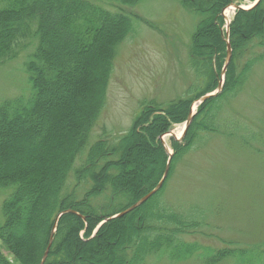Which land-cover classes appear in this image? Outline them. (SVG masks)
Here are the masks:
<instances>
[{"label": "trees", "instance_id": "obj_1", "mask_svg": "<svg viewBox=\"0 0 264 264\" xmlns=\"http://www.w3.org/2000/svg\"><path fill=\"white\" fill-rule=\"evenodd\" d=\"M142 1L0 0V64L35 41L23 64L28 91L0 100V264H40L52 233L44 264H147L151 257L264 264L261 247H213L191 238L207 226L203 208L185 213L164 198L176 164L206 135H236L224 111L264 56V0L236 10L222 90L198 106L183 139L170 138L163 187L113 218L161 180L169 159L161 136L218 88L227 58L222 13L236 0H179L196 20L188 45L194 80L185 95L166 103L144 99L126 132L92 142L118 48L142 20L133 12ZM65 210L76 213H64L55 227Z\"/></svg>", "mask_w": 264, "mask_h": 264}, {"label": "rangeland", "instance_id": "obj_2", "mask_svg": "<svg viewBox=\"0 0 264 264\" xmlns=\"http://www.w3.org/2000/svg\"><path fill=\"white\" fill-rule=\"evenodd\" d=\"M235 3L249 7L253 1ZM133 12L142 20H135L134 32L118 48L92 142L126 132L144 99L166 103L185 95L194 80L188 67V45L196 20L179 0H144ZM34 44L31 40L15 59L0 64V100L28 91L23 64ZM255 51L262 52L260 48ZM245 83L224 111L236 135H206L205 143L176 164L164 188L165 201L173 208L185 213L192 206L203 208L207 226L191 238L213 247L233 241L264 249V56L254 63ZM183 130L184 122L171 129L175 137ZM163 138L170 146V135ZM2 197L0 192V202ZM197 259L172 262L151 257L147 264H200Z\"/></svg>", "mask_w": 264, "mask_h": 264}, {"label": "water", "instance_id": "obj_3", "mask_svg": "<svg viewBox=\"0 0 264 264\" xmlns=\"http://www.w3.org/2000/svg\"><path fill=\"white\" fill-rule=\"evenodd\" d=\"M258 2H259V0H257L256 3H255L254 5H256ZM254 5H253V6H254ZM234 7H235L236 9H243V7H241L240 5H237V4H235ZM223 15L225 16L224 13H223ZM229 24H230V22H229ZM229 24L227 25V39H226V41H227V59H226V64H225V66H224V72H225L226 67H227V65H228V63L230 62L231 57H232V48H231L230 40H229V38H228V36H229ZM222 87H223V82L221 81L220 84H219L218 89H217L215 92H213V93H210V94H207V95L203 96V97L201 98V100H200V103H202L203 101H205V100H206L207 98H209L210 96L216 95V94L222 89ZM195 114H196V111H193V109H192L191 112H190V115H189V117H188V119H187V121H186V123H185V127H184V130H183V133H182V135L180 136L179 139H182V138L185 136V134H186V132H187V130H188V128H189V126H190V124H191V122H192L194 116H195ZM168 134H169L171 137H172V136H175V135L173 134V132H169ZM161 139H162V142L164 143V139H163V137H162ZM166 150L169 152V149H168L167 147H166ZM171 158H172V152H170V157H169V160H168V162H167V167H166V169H165V172H164V174H163L161 180L159 181V183L155 186V188L152 189V190H151L149 193H147L145 196H143V197H142L140 200H138L136 203H134L133 205H131L130 207H128L127 209H125L124 211H122V212H120V213L114 215L113 218L123 216V215H125L126 213H128V212L134 210L135 208H137L138 206H140L141 204H143L144 202H146V201H147V200H148L153 194H155V193H156V192H157V191L163 186L164 181L166 180V178H167V176H168V173H169V169H170L169 165H170V162H171ZM64 213H76V211H74V210H65V211L61 212V213L58 215L57 219H56L55 227H56V224H57L58 219H59V218L61 217V215H63ZM107 220H108V219H105L100 225H102V224H103L104 222H106ZM53 232H55V229H54ZM52 242H53V233L51 234L50 242H49V246H48L47 250L45 251V254H44V256H43V258H42L40 264H44V263H45Z\"/></svg>", "mask_w": 264, "mask_h": 264}, {"label": "bare ground", "instance_id": "obj_4", "mask_svg": "<svg viewBox=\"0 0 264 264\" xmlns=\"http://www.w3.org/2000/svg\"><path fill=\"white\" fill-rule=\"evenodd\" d=\"M232 12H233V8H230V7H229V9H227V10L225 11L227 22H228L229 20H231V13H232Z\"/></svg>", "mask_w": 264, "mask_h": 264}]
</instances>
